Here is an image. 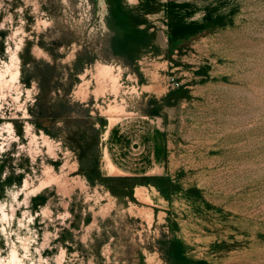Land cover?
<instances>
[{"label": "rangeland", "instance_id": "1", "mask_svg": "<svg viewBox=\"0 0 264 264\" xmlns=\"http://www.w3.org/2000/svg\"><path fill=\"white\" fill-rule=\"evenodd\" d=\"M19 262L264 264V0H0Z\"/></svg>", "mask_w": 264, "mask_h": 264}, {"label": "built area", "instance_id": "2", "mask_svg": "<svg viewBox=\"0 0 264 264\" xmlns=\"http://www.w3.org/2000/svg\"><path fill=\"white\" fill-rule=\"evenodd\" d=\"M168 85L169 86H179L178 82L175 80V78H169L168 79Z\"/></svg>", "mask_w": 264, "mask_h": 264}, {"label": "bare ground", "instance_id": "3", "mask_svg": "<svg viewBox=\"0 0 264 264\" xmlns=\"http://www.w3.org/2000/svg\"><path fill=\"white\" fill-rule=\"evenodd\" d=\"M5 216V218L7 217L6 215H4ZM15 254V253H14ZM14 256V260H15V258H17V257H15V255H13ZM25 262V261H24ZM19 264H21L20 262H19Z\"/></svg>", "mask_w": 264, "mask_h": 264}]
</instances>
